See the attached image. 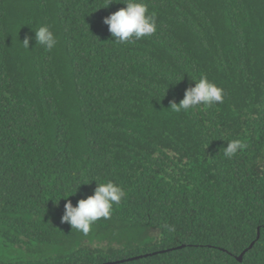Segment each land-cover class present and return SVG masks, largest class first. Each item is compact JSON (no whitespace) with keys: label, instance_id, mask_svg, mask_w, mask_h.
<instances>
[{"label":"trees","instance_id":"1","mask_svg":"<svg viewBox=\"0 0 264 264\" xmlns=\"http://www.w3.org/2000/svg\"><path fill=\"white\" fill-rule=\"evenodd\" d=\"M124 2L0 0V264H264V0H143L157 32L115 44ZM201 76L223 103L171 110ZM95 181L127 195L85 236Z\"/></svg>","mask_w":264,"mask_h":264},{"label":"clouds","instance_id":"2","mask_svg":"<svg viewBox=\"0 0 264 264\" xmlns=\"http://www.w3.org/2000/svg\"><path fill=\"white\" fill-rule=\"evenodd\" d=\"M112 3L113 0H105V7L103 8H108ZM123 4L126 5L125 8L111 14L104 20V23L109 26L113 43L131 44L157 32L156 14L149 12L148 5L143 0H125ZM33 31L37 46L48 52L57 46L58 40L49 25H42ZM30 42L31 37L25 38L22 45L29 50ZM194 82L195 87H189L186 90L184 99L178 105L173 102L171 110L189 112L201 107V105L214 107L217 103H223V89L210 82L207 76H201L198 81ZM244 147L240 140L234 139L227 142V147L222 150L226 157L232 158ZM92 182L85 181L84 185H89ZM96 183L94 195L80 200L77 206L74 207L68 198L65 199L68 202L65 205V214L61 222L69 224L72 230L75 229L85 236L91 232L92 226L101 218H110L114 205H119L127 195L121 186L112 181ZM80 187L76 188V193Z\"/></svg>","mask_w":264,"mask_h":264},{"label":"water","instance_id":"3","mask_svg":"<svg viewBox=\"0 0 264 264\" xmlns=\"http://www.w3.org/2000/svg\"><path fill=\"white\" fill-rule=\"evenodd\" d=\"M259 238H260V233H259V237H258V239H259ZM254 245H255V243H253V244L251 245L250 249H252V248L254 247ZM250 249H249V250H250ZM247 252H248V250L245 251L244 253H242L241 256L238 258L240 262H243V260H244V256H245V254H246Z\"/></svg>","mask_w":264,"mask_h":264}]
</instances>
